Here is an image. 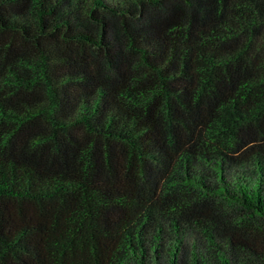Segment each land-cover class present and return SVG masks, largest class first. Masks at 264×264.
<instances>
[{
    "label": "trees",
    "instance_id": "16d2710c",
    "mask_svg": "<svg viewBox=\"0 0 264 264\" xmlns=\"http://www.w3.org/2000/svg\"><path fill=\"white\" fill-rule=\"evenodd\" d=\"M0 264H264V0H0Z\"/></svg>",
    "mask_w": 264,
    "mask_h": 264
}]
</instances>
